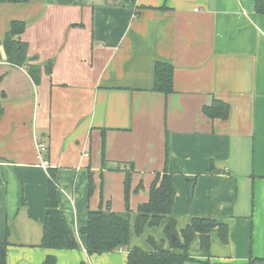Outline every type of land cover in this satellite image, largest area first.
<instances>
[{
  "label": "crops",
  "instance_id": "crops-1",
  "mask_svg": "<svg viewBox=\"0 0 264 264\" xmlns=\"http://www.w3.org/2000/svg\"><path fill=\"white\" fill-rule=\"evenodd\" d=\"M254 4L0 0V40L12 20L25 21L20 39L28 44L27 64L40 70L34 84L26 68L6 62L0 49V235L6 232V264H43L47 257H54L53 264H126L133 247L151 251L144 243L148 237L164 246L167 220L139 236L134 220L155 173L165 167L172 174L177 231L196 215L227 225L226 244L211 230L209 251L199 249L196 235L191 258L264 262V15ZM156 62L173 67V90L166 95L152 91ZM213 99L229 105L227 119L202 113ZM37 142L45 144L55 169L59 211L74 249L39 246L48 174L39 166ZM118 163H132L131 189L142 185L131 192L128 214L124 174L110 170ZM100 200L129 220V244L87 255L79 230Z\"/></svg>",
  "mask_w": 264,
  "mask_h": 264
},
{
  "label": "trees",
  "instance_id": "trees-1",
  "mask_svg": "<svg viewBox=\"0 0 264 264\" xmlns=\"http://www.w3.org/2000/svg\"><path fill=\"white\" fill-rule=\"evenodd\" d=\"M254 8L257 14L264 15V0H255ZM26 22L12 20L9 29L0 40V49L3 51L4 60L15 67H25L34 84L40 82V70L35 65L27 64L28 44L20 39L25 31ZM2 58L0 50V60ZM50 74L51 69L47 67ZM173 67L164 62H156L153 68L152 91L164 95L173 90ZM230 107L227 103L213 99L210 104L202 107V113L209 119L225 120L229 115ZM3 108L0 104V118ZM101 168L105 165L104 134H101ZM168 157V145L165 142V165ZM110 170L121 171L123 179V204L125 212L130 213L129 199L132 191L142 188L138 184L131 189V177L134 171L132 163L120 164ZM48 181L46 186L45 216L42 224L40 247L49 249H74L76 242L70 238L71 232L66 228L59 211L57 199V187L54 182L55 169L47 168ZM93 191L92 175L88 172V196ZM175 199V190L172 184V174L164 168L162 173H155L148 190V198L140 203L135 211L134 231L137 236L143 233L145 227H156L162 221L167 220L163 232L167 239V245L151 251L133 247L127 252L126 264H209V261H201L191 258L188 249L195 236H198L199 249L209 251L210 232L217 229V235L221 243H227V225L212 217L193 216L184 228L177 231L175 219L171 217V210ZM79 232L85 236V251L87 255L111 252L118 248H127L129 244L130 223L127 218L120 217L111 209L108 201L100 200L97 209L87 212L86 223ZM150 245H155L163 240L156 241L152 237L147 238ZM8 241L0 235V264H6V247ZM171 249H179L181 253H172ZM253 258L247 264L253 262ZM54 257H47L43 264H53ZM79 264H89L85 261Z\"/></svg>",
  "mask_w": 264,
  "mask_h": 264
},
{
  "label": "built area",
  "instance_id": "built-area-1",
  "mask_svg": "<svg viewBox=\"0 0 264 264\" xmlns=\"http://www.w3.org/2000/svg\"><path fill=\"white\" fill-rule=\"evenodd\" d=\"M36 148H37V159L39 162V166L47 170V168L50 167L46 157L47 148L45 144L41 142L36 143Z\"/></svg>",
  "mask_w": 264,
  "mask_h": 264
},
{
  "label": "rangeland",
  "instance_id": "rangeland-1",
  "mask_svg": "<svg viewBox=\"0 0 264 264\" xmlns=\"http://www.w3.org/2000/svg\"><path fill=\"white\" fill-rule=\"evenodd\" d=\"M50 64H51V60H49V61H47V66L49 67L50 66ZM55 152V151H54ZM73 152H74V154H76V151L75 150H73ZM189 184V183H188ZM187 188H188V185H187ZM188 191H189V189H188ZM131 212V211H130ZM156 241H158V240H156ZM144 243H145V245H147L148 247H150L151 248V250H153L154 248H156V245H159L160 243H162V242H159V243H157V244H155V245H150L147 241L145 242L144 241ZM167 245V241L165 242V246ZM254 264H259V263H257V262H255ZM260 264H264V262L263 263H260Z\"/></svg>",
  "mask_w": 264,
  "mask_h": 264
},
{
  "label": "water",
  "instance_id": "water-1",
  "mask_svg": "<svg viewBox=\"0 0 264 264\" xmlns=\"http://www.w3.org/2000/svg\"><path fill=\"white\" fill-rule=\"evenodd\" d=\"M124 1L128 2L129 0H124ZM192 186H193V182L188 184V189H189V194L190 195L192 194V191H193ZM70 238H72V236H70ZM162 247H163V243H160L159 245H156V249H160Z\"/></svg>",
  "mask_w": 264,
  "mask_h": 264
}]
</instances>
